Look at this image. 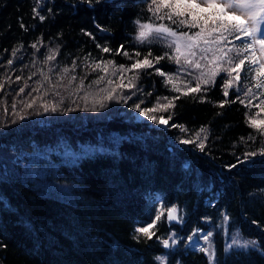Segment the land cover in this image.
<instances>
[{
  "label": "trees",
  "instance_id": "obj_1",
  "mask_svg": "<svg viewBox=\"0 0 264 264\" xmlns=\"http://www.w3.org/2000/svg\"><path fill=\"white\" fill-rule=\"evenodd\" d=\"M149 2L0 0V264H161L157 257L166 264H264V156L245 158L264 146L247 122L264 121V105L252 99L248 107L247 100L220 107L237 95L225 89L223 73L187 95L196 83L187 84V73L166 84L155 69L172 74L180 65L154 57L177 54L137 40L136 21L151 22ZM145 56L153 67L125 71L121 81L119 66ZM101 61L114 63L97 68ZM129 80L135 87H119ZM169 102L174 107L149 113L171 116L168 125L133 117L134 104ZM198 132L204 151L200 140L181 143ZM173 207L182 223L167 219ZM153 221L151 239L135 231ZM198 230L212 233L214 260L189 245ZM173 233L176 243L164 248Z\"/></svg>",
  "mask_w": 264,
  "mask_h": 264
},
{
  "label": "snow or ice",
  "instance_id": "obj_2",
  "mask_svg": "<svg viewBox=\"0 0 264 264\" xmlns=\"http://www.w3.org/2000/svg\"><path fill=\"white\" fill-rule=\"evenodd\" d=\"M168 11L165 12L164 10ZM34 13L39 16L40 20H44L45 17L40 15L37 9H33ZM148 11L151 13V22L141 23L136 21L139 27V35L137 40L140 43H162L165 44L167 49L173 50L177 55L171 56L168 51H165L161 56L154 57L155 62L158 64L160 61L168 58L171 62L180 65L174 73H165L162 69L156 68L155 72L161 77L167 76L168 79L165 83H171L172 77L179 75L181 71L187 73L189 79L187 84H191V80L196 81L195 87H188V93H197L202 91L203 84H214L215 78L221 73L224 74L222 77V83L225 85V89L233 88L237 93L236 97L232 101L224 100L220 102V107H223L226 103H235L239 101L241 104H245L247 100L246 107L252 104V99H259V104L264 105V0H150L148 3ZM167 20L169 24L156 23V21ZM23 27V25H22ZM186 29V30H184ZM193 29H198V31H192ZM152 35V39L149 40L147 37ZM88 35H91L89 33ZM239 43H236V42ZM36 48V45H32ZM183 49V51H182ZM102 51L107 53L111 49L108 47H103ZM15 52L13 53V56ZM125 57H129L127 52H124ZM137 57L140 55L139 52L135 54ZM151 52L148 53V56ZM184 56V63L181 64L180 56ZM145 56L142 60L136 59L134 63L131 64L130 68H125V66L120 65L118 71L120 72V79L123 81V73L125 71H131L133 69H148L153 67V60L148 59ZM54 55H49L48 60L54 59ZM13 61L10 59L8 64L11 65ZM112 61H101L96 65L97 68L101 67V64H111ZM184 65H187L185 67ZM189 69H195L198 75L193 76ZM105 72L107 71L104 69ZM64 73H68L69 69L64 68ZM116 73H113L115 75ZM243 74V76H242ZM63 78V76L61 77ZM138 79V76L136 77ZM21 79L17 77V80ZM48 77L45 76V80ZM72 81L76 80L73 76ZM104 80L101 76L96 83H100ZM247 81V83H244ZM109 85L113 84L112 80H108ZM25 87H28L25 82L24 87L19 89L20 93H23ZM43 87L42 84H38L33 91H39ZM119 87H135L131 80L127 85L121 83ZM4 85L0 84V90H3ZM83 88V81L81 80V89ZM253 88L258 90L253 92ZM176 92H180L179 88L174 89ZM241 94L245 99H241ZM149 95H151L149 93ZM223 95L227 97L229 92L225 90ZM111 100L114 97L112 91H110L106 97ZM179 97H173V99H178ZM126 103L131 96L122 98ZM165 100L168 98L165 97ZM203 102V100L201 101ZM36 103V100L25 104V107L32 108ZM143 103V101H141ZM103 106V105H101ZM13 108L16 107L15 104L12 105ZM44 111L57 110V107L53 105L51 108L47 104H42ZM133 107L142 115L147 116L148 119L154 120L160 125H168V119L163 116L157 118L154 115H149L157 110V108L167 111L170 107L174 105L169 102L166 104H157L153 108L140 107V104H134ZM95 110V109H94ZM7 111V109H5ZM264 111V108H261ZM24 117L21 116L20 119ZM253 129H256L258 135L264 137V121H257L249 117L247 121ZM174 127H181L182 131H187L182 126L173 125ZM204 131L203 128L200 130ZM250 139L252 137H249ZM204 139H207L205 137ZM243 139V138H242ZM200 140L197 145L201 151H204V142L200 138L199 132L196 133L195 139H184L181 143L190 144L196 143ZM257 155L264 156V146L260 147L259 151H251L245 153V158L250 159ZM243 161H241L242 163ZM229 167L234 168L236 164H232ZM162 213H158L155 216V221H159ZM168 220L182 221V217L177 215V209L175 207L168 209L167 213ZM227 220V217H225ZM155 221L149 223L146 227L137 228L135 231L142 234L143 237L151 239L155 233L150 231L155 226ZM197 233H193L196 235ZM212 233H207L202 236L204 241H209V237ZM134 238H139L134 237ZM192 240V237L188 238ZM176 243L175 234L173 233L169 238L161 241L164 248H169L172 246L170 244ZM253 244L255 242H252ZM195 244V241H193ZM232 245H228L231 248ZM200 251L206 252L210 260H214V252L210 251V247H200ZM157 260L161 261V264H166L165 257H157Z\"/></svg>",
  "mask_w": 264,
  "mask_h": 264
},
{
  "label": "rangeland",
  "instance_id": "obj_3",
  "mask_svg": "<svg viewBox=\"0 0 264 264\" xmlns=\"http://www.w3.org/2000/svg\"><path fill=\"white\" fill-rule=\"evenodd\" d=\"M183 51V49H182ZM145 108V107H144ZM142 108V109H144ZM133 117L134 119H138L141 120L144 116H142L136 109L133 110ZM196 235H192L190 237H192V240H189V245L192 246L193 248H200V247H209L210 242L209 241H204L202 239V236L205 235V233L203 231H197ZM193 241H195V244H193Z\"/></svg>",
  "mask_w": 264,
  "mask_h": 264
}]
</instances>
